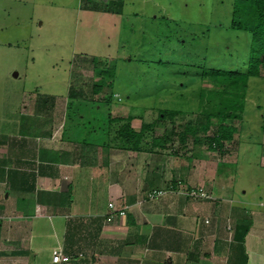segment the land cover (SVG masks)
I'll use <instances>...</instances> for the list:
<instances>
[{"label":"rangeland","instance_id":"obj_1","mask_svg":"<svg viewBox=\"0 0 264 264\" xmlns=\"http://www.w3.org/2000/svg\"><path fill=\"white\" fill-rule=\"evenodd\" d=\"M233 6L234 0H0V125L25 105H55L59 125L66 121V135L76 134L79 127L93 136L88 130L108 126L109 116H132L136 129L154 122L146 133L148 144L154 135L171 134L165 149L149 151L164 150L190 164H198L203 155L222 162L228 151L209 148L203 130L197 132L201 140L190 137L185 145L176 131L191 119L206 122L203 101L211 94V108H219L217 102L224 98L216 91L218 83L202 77L203 70L245 71L248 66L253 34L232 27ZM95 64L113 68L115 75L99 74ZM261 71L264 74V66ZM102 75L113 83L94 92ZM246 92L256 103L245 99L242 112L230 104L232 109L225 108L239 109L240 118L250 124L246 130L240 119L227 120L241 128L235 141L251 132L260 135L264 75L249 76ZM167 109L181 113L164 116ZM117 125L113 122L103 139L124 153L132 150L115 139ZM246 143L252 152L240 155L225 179L235 197L244 198V189L250 196H264L261 147L251 139Z\"/></svg>","mask_w":264,"mask_h":264},{"label":"crops","instance_id":"obj_2","mask_svg":"<svg viewBox=\"0 0 264 264\" xmlns=\"http://www.w3.org/2000/svg\"><path fill=\"white\" fill-rule=\"evenodd\" d=\"M54 113L25 105L0 125V264H264V196L235 197L225 179L250 139L264 157V120L257 137L226 140L222 162L190 164L164 150L124 153L103 139L109 118L93 136L66 135ZM199 185L211 196L179 192ZM160 187L168 191L148 197ZM110 202L126 213L108 220ZM59 247L70 260H53Z\"/></svg>","mask_w":264,"mask_h":264},{"label":"trees","instance_id":"obj_3","mask_svg":"<svg viewBox=\"0 0 264 264\" xmlns=\"http://www.w3.org/2000/svg\"><path fill=\"white\" fill-rule=\"evenodd\" d=\"M232 27L237 29H244L250 31L253 34L252 49L248 62V66L245 71L222 69V68H207L201 73L202 77L208 76L219 86L216 91L221 92L224 98L220 97L217 103L220 106L217 109L211 108L210 103L213 101L212 94L203 101L206 108H203L206 115V122L199 124L197 120L191 119L186 121L176 134L178 140L181 143H185L190 137L194 138V142L199 141L197 136L198 130L205 132L204 140L207 141V146L213 150L217 148L223 149L226 140L232 139L237 126L228 123L227 120L231 118H240L242 115L239 113V109L235 112V109L231 107H242L246 99L247 81L249 76H260L261 67L264 66V0H234ZM97 64H95V68ZM99 72L105 74L115 75L113 68H96ZM113 82H109L102 75L100 80L94 84V92H100L104 89V86L109 87ZM243 84V89L239 90L240 85ZM209 93L214 91L209 89ZM225 93V94H224ZM206 95L203 93V97ZM204 97V99H205ZM111 101V98H108ZM243 103V104H242ZM230 104L231 107L228 106ZM215 105V104H214ZM242 105V106H241ZM241 106V107H240ZM230 108L226 110L225 108ZM164 116H175L181 111L176 109H167L163 112ZM162 115V116H163ZM217 118V122H213L212 118ZM132 116L121 117L109 116L110 127L113 122H117L116 136L122 147L132 150H154L163 149L171 140V134L164 131L161 135H154L150 143H147V131L154 127V122H143L140 129H136L131 124ZM215 126L213 133L207 134V131ZM173 131V130H172ZM170 133H172L170 131Z\"/></svg>","mask_w":264,"mask_h":264},{"label":"built area","instance_id":"obj_4","mask_svg":"<svg viewBox=\"0 0 264 264\" xmlns=\"http://www.w3.org/2000/svg\"><path fill=\"white\" fill-rule=\"evenodd\" d=\"M170 187H173V185L171 184ZM168 189H170V188H168ZM167 191L168 190L165 187H163V188L162 187L152 188L150 191H148V197L149 198H156L158 196L165 194ZM179 192L184 193V194L189 195V196H192V197L206 198V197L211 196V193L204 186H191V187H187L185 189L179 190ZM109 204H110V207H112V210L110 211V213L107 216L108 220H112L117 213L118 214H125L126 213V208H124V207L116 208L114 202H110ZM206 221L208 222L209 220L206 219ZM70 259H71V256L69 254L65 253L61 247L56 248L54 250L53 260L55 262L68 261Z\"/></svg>","mask_w":264,"mask_h":264}]
</instances>
